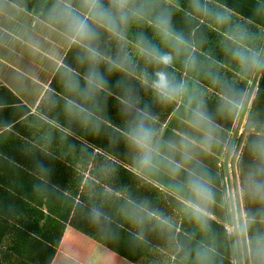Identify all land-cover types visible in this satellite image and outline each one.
<instances>
[{
  "label": "clouds",
  "instance_id": "obj_1",
  "mask_svg": "<svg viewBox=\"0 0 264 264\" xmlns=\"http://www.w3.org/2000/svg\"><path fill=\"white\" fill-rule=\"evenodd\" d=\"M176 6L175 0H52L45 24L76 49V63L83 69L81 73L61 64L63 111L70 123L75 121L99 133L102 127L113 126L107 104L109 98L115 99L122 125L117 129L119 139L133 154L130 170L143 176L166 169L170 178L168 188L201 233L210 230L216 192L212 177L198 156L211 153L223 142L224 129L217 123V116L242 121L248 136L245 148L249 161L241 168L239 182L224 201V232L235 249L246 250L251 264H264V229L254 227L264 225V123L253 116L251 89L239 88L236 81L221 74L219 62L200 61L191 40L174 29L172 9ZM17 8L9 0H0V14ZM190 8L193 12H210L208 0H190ZM228 11L226 5H221L219 11L211 14L223 25L230 19ZM140 26L150 29L153 38L143 31L130 38L132 29ZM245 39L243 34L234 37L225 51L236 65L237 80L247 82L264 74V49L249 46ZM178 61L184 78L176 75ZM112 76L118 77L114 83ZM205 80L207 84L203 83ZM210 88L215 90V113L208 108ZM141 92L150 94L151 102ZM50 101L55 104L54 97ZM153 104L183 107L190 132L179 146L161 137L155 126ZM6 110V102H0V113ZM0 127L10 129L12 125L0 118ZM61 131L65 136L70 134V130ZM35 167L40 175L51 176V169L42 161H36ZM242 200L258 205L256 211L243 208ZM121 211L130 223L141 228L136 239H143L142 226L146 221L173 228L171 218L150 209L147 201L137 203L129 198ZM90 215L95 223L105 221L97 208L91 209ZM211 251L206 245L198 247L197 264H206Z\"/></svg>",
  "mask_w": 264,
  "mask_h": 264
},
{
  "label": "trees",
  "instance_id": "obj_2",
  "mask_svg": "<svg viewBox=\"0 0 264 264\" xmlns=\"http://www.w3.org/2000/svg\"><path fill=\"white\" fill-rule=\"evenodd\" d=\"M201 3H204V0H201ZM15 4L26 8L29 6L28 0H15ZM175 4L177 6L172 9L174 29L191 40L193 50L200 61L219 62L218 71L221 74L236 81L239 88L251 89L253 116L258 122L264 123V74H259L258 81L256 76L254 78L256 82L250 86L249 80L247 82L237 80L236 74H233L236 65L225 51L232 39L239 38L242 34L246 36L245 43L249 46L264 49V0H208L210 9L208 14L193 12L190 0H175ZM221 5L227 6L229 10L227 14L230 17L223 25L218 24L211 14L219 11ZM137 31H143L150 39L153 38L151 30L146 26L134 27L130 38ZM75 56L76 49L71 47L64 64L82 73L83 69L78 68ZM175 67L177 77L184 78V69L179 61ZM60 70L61 68L54 77L51 92L43 101L39 112L64 130H70V134L67 135V148L64 149L65 155L61 156L68 164L62 168L63 170L52 171L50 177L42 176L36 170L30 173L18 170L14 173V190H11L14 194L11 193L14 198V234L8 235L9 246L5 244L4 248H0V262L15 260V264H53L65 231L71 227L130 264H139L143 260L154 261L155 250L160 247L164 249V255L158 259L163 261V264H197L196 250L201 245L213 250L208 254L206 264L241 262L251 264L246 250L235 249L232 241L225 236V208L224 200H221L225 189L229 187L221 184L224 178L228 177V171L235 179L231 185L233 188L237 181L239 182L241 168L249 161L245 148L248 136L243 122L216 117L217 123L224 131L223 142L213 151L219 153L218 157L221 159H226L233 147L235 149L232 157L230 155L229 163H232L230 169L225 160H220L218 165V157L217 161L213 157L216 173L212 174L215 178L219 177L214 190L216 201L221 203L219 207L222 211L218 212L216 206H213L214 218L210 230L201 233L183 213L176 196L145 182L130 170L133 154L119 139L117 129L122 125L115 99L109 98L115 105L114 119H110L112 127L104 126L96 133L75 121L71 123L68 121L63 111L64 93L60 87ZM117 78L113 76V83ZM188 78H192L191 73L188 74ZM203 83L208 82L205 80ZM6 91L12 96L8 90ZM140 94L151 102L150 94L143 92ZM50 97H54L55 104L51 103ZM14 103H19L15 97ZM207 103L209 110L215 113L216 97L207 96ZM177 107L178 104H153L155 126L159 133L176 112ZM238 126L243 128L242 133L237 137L232 133L230 135L229 132L238 129ZM110 137L117 139L112 141ZM71 145H75V148ZM218 187L220 191L217 190ZM129 198L137 203L147 201L150 209L158 210L171 218L173 228L169 230L157 226L153 221H146L142 226L143 239H136V234L141 228L130 223L121 211ZM38 205L46 207L52 216L46 219L44 224L41 223L42 220H35L34 225L28 217H33L32 215L37 212L43 214L39 211ZM241 206L251 212H255L258 207L244 200L241 201ZM93 208L103 213L105 217L103 224L92 220L90 212ZM254 227L264 229V225ZM34 231L37 233L33 234ZM4 238L0 235L2 245L5 243Z\"/></svg>",
  "mask_w": 264,
  "mask_h": 264
},
{
  "label": "crops",
  "instance_id": "obj_3",
  "mask_svg": "<svg viewBox=\"0 0 264 264\" xmlns=\"http://www.w3.org/2000/svg\"><path fill=\"white\" fill-rule=\"evenodd\" d=\"M9 3L15 4V0H9ZM28 3L27 8L15 4L17 9L0 14V102L7 104V110L0 113V118L10 121L12 125L10 129L0 127V235L6 237L0 248H4L5 244L8 247V235L14 234V198L11 196V190H14V173L18 170L24 173L37 171L36 161H42L51 172L63 170L68 164L61 158L67 148V135L61 131L63 128L59 124L43 116L39 110L51 92L52 81L61 64H64L71 47L45 24L47 8L52 0H28ZM20 8L23 10H19ZM258 78L259 75L257 81ZM110 79L112 80L113 76ZM254 82V78L250 79L248 85ZM6 90L12 96L8 95ZM207 96L216 97L215 90L210 88ZM14 97L19 103H14ZM114 109V103L108 100L107 115L110 119H114ZM242 131L243 128L238 126V129L231 133L237 137ZM189 132L190 129L184 120V109L178 104L176 112L163 126L160 135L164 140L175 141L179 146ZM221 135L223 136V133ZM192 147L197 148L196 145ZM218 156L219 153L214 151L200 153L198 156L212 177L214 186L218 185L219 180L218 176H213L216 173L213 157L217 161ZM52 158L54 162L51 161ZM140 177L145 182L176 196L168 188L170 178L166 169L147 172ZM38 209L43 214L37 212L33 217H28L34 225L35 220H42L41 223L44 224L46 219L52 216L46 207ZM35 233L37 232L34 231L33 234ZM155 254L154 261L143 260L139 264H163L158 257H163L164 249L156 248ZM0 264H15V260ZM53 264L130 263L88 236L68 227Z\"/></svg>",
  "mask_w": 264,
  "mask_h": 264
},
{
  "label": "rangeland",
  "instance_id": "obj_4",
  "mask_svg": "<svg viewBox=\"0 0 264 264\" xmlns=\"http://www.w3.org/2000/svg\"><path fill=\"white\" fill-rule=\"evenodd\" d=\"M230 133H231V132H230ZM230 135H231V134H230ZM234 149H235V147H233L232 151L230 152V154L228 155V157H227L226 159H221L220 157H218L217 164L219 165L220 160H221V161H224V160H225L228 169H230V167H232V163H229V160L231 159V158H230V155H231V157H232V153H233ZM222 152H223V149H222ZM225 153H226V149L224 148V154H225ZM230 162H231V161H230ZM234 180H235V179H233V177L230 175V171H228V177H225L221 184L229 185V187L225 189V193L223 194V197L221 198V200L223 199V200L225 201V200L231 195L232 190L235 188V186H233V188H232V186H231V185H233ZM236 181H237V180H236ZM237 183H238V181H237ZM217 190L220 191V190H219V187H218ZM170 194H171V192H170ZM220 205H221V203H220L219 201H216L215 206H216L218 212L222 211V208L219 207Z\"/></svg>",
  "mask_w": 264,
  "mask_h": 264
}]
</instances>
